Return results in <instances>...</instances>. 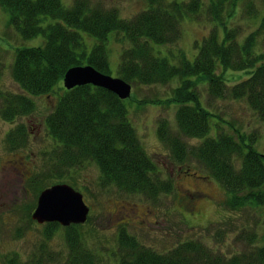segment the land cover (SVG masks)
Returning a JSON list of instances; mask_svg holds the SVG:
<instances>
[{
    "label": "trees",
    "instance_id": "1",
    "mask_svg": "<svg viewBox=\"0 0 264 264\" xmlns=\"http://www.w3.org/2000/svg\"><path fill=\"white\" fill-rule=\"evenodd\" d=\"M229 1L237 0H191L169 6L162 5L163 0H148L145 11L130 20H119L116 10L100 5L91 9L87 0H73L69 8H64L61 0H0V7L9 16V28L23 40L40 34L44 39L39 48L16 52L11 76L20 92L0 91V119L14 123L31 116L35 105L30 97L51 94L71 68L89 65L108 75V36L122 34L130 47L121 54L117 78L137 88L179 80L171 99L166 101L178 106L175 128L170 131L167 123L160 120L157 129L158 139L169 149L173 163L182 168L187 161H193L207 172L226 193L225 208L231 213L264 208V156L253 148L256 135L231 127V131L206 138L211 114L205 109L206 103L201 104L198 91V84L205 82L210 102L228 95L232 100H243L264 122V16L255 31L239 44L237 34L225 28L221 17ZM201 11L223 27V41H219L214 29L192 63L180 55L178 65L173 66L166 58L154 55L151 45L172 47L179 41V17H193ZM244 11L249 17L256 16L250 4ZM47 19L58 23L42 27ZM79 33L94 39L88 55ZM227 71L250 76L228 90L222 75ZM45 124L55 144L49 152L52 168L62 176L68 177L85 165H95L101 188L111 187L123 195L151 202L174 192L172 181L160 177L144 152L127 120L124 102L114 95L91 86L63 90ZM185 139L204 140L189 146ZM27 141L23 125L16 126L5 137L6 148L11 152L24 147ZM183 210L186 212L182 207ZM83 227L64 229L69 248L66 264H102L82 243L78 230ZM58 229L57 225H47L44 237L49 238L52 230ZM255 236L246 235L247 250L226 258L198 242H185L166 254H157L122 229L117 235V264H264V233L262 245L256 244ZM52 260L53 256L41 246L31 260L20 262L13 256L7 258L6 264H46Z\"/></svg>",
    "mask_w": 264,
    "mask_h": 264
},
{
    "label": "rangeland",
    "instance_id": "2",
    "mask_svg": "<svg viewBox=\"0 0 264 264\" xmlns=\"http://www.w3.org/2000/svg\"><path fill=\"white\" fill-rule=\"evenodd\" d=\"M72 1L61 0V3L64 8H69ZM87 1L91 9L98 5L105 9H115L119 20H129L148 7V0ZM188 1L191 0H163L162 5ZM249 4L256 12L254 17L247 16L244 11ZM224 8L222 21L229 32L237 34L236 41L239 44L255 31L264 16V0L229 1ZM8 21V14L0 7V91L19 93L11 76L16 52L39 48L44 39L40 34L36 38L23 40L16 31L9 28ZM179 21L181 37L175 46L151 45L155 56L166 58L173 66L178 65L180 55L192 63L204 39L213 29H217L219 41H223V27L212 24L206 11L193 17L182 15ZM55 23L58 22L47 19L42 27ZM79 34L88 55L94 39L84 33ZM129 47V42L122 34L111 33L108 36V77L117 78L120 56ZM222 75L228 90L250 76L229 71L222 72ZM178 86L177 78L166 85L133 86L130 99L125 101L127 120L135 130L144 152L155 164L160 177L163 180L170 179L174 186L171 195L159 196L153 202L123 195L111 187L101 188L95 165H85L68 177L52 168L53 161L49 158V152L55 144L47 132L45 122L64 90L62 83L51 94L30 97L35 105L31 116L14 123L0 119V264H6L7 258L13 256L20 262H27L39 253L41 246L46 254L53 256L52 262L46 264H66L69 248L64 229L59 227L58 230H52L51 236L45 238L47 225H39L30 218L39 191L57 182L70 185L83 195L90 212L87 223L78 233L82 235L86 249L94 253L102 264H117V235L122 229L143 247L157 254H166L185 242H198L213 253L230 258L247 250L245 237L251 233L256 235V244L262 245L264 208H246L231 213L225 208L226 193L209 178L207 172L193 161H187L180 168L173 163L169 149L159 141L157 129L160 120L167 123L170 131L175 128L178 106L166 101L171 99L173 90ZM198 91L201 104L206 103L208 108L203 106L211 114L206 138H215L218 132L226 133L235 127L244 134H255L257 138L253 148L264 156V122L258 119L245 101L232 100L228 95L225 99L210 102L205 82L198 84ZM149 101H159L161 104L146 103ZM18 125L25 126L28 141L24 147L11 152L6 148L5 137ZM202 140L185 139V142L189 146H197ZM34 180L36 182L32 185ZM191 195L197 196L195 202L192 201L193 208L181 211L185 206V196ZM131 210L134 214L126 212Z\"/></svg>",
    "mask_w": 264,
    "mask_h": 264
},
{
    "label": "water",
    "instance_id": "3",
    "mask_svg": "<svg viewBox=\"0 0 264 264\" xmlns=\"http://www.w3.org/2000/svg\"><path fill=\"white\" fill-rule=\"evenodd\" d=\"M62 84L67 91L84 86L99 88L121 101L129 99L131 94L128 84L120 79L102 75L89 65L69 69ZM88 213L89 209L84 204L82 195L68 185L61 184L45 189L39 194L31 220L39 225L57 224L68 228L72 225H84Z\"/></svg>",
    "mask_w": 264,
    "mask_h": 264
},
{
    "label": "flooded vegetation",
    "instance_id": "4",
    "mask_svg": "<svg viewBox=\"0 0 264 264\" xmlns=\"http://www.w3.org/2000/svg\"><path fill=\"white\" fill-rule=\"evenodd\" d=\"M197 199L196 195H191V196H185V206L183 207V209H190L193 208V202H195V200ZM193 201V202H192ZM123 211H125L124 208H122ZM129 214H134V212L131 210L129 212ZM146 214V213H145Z\"/></svg>",
    "mask_w": 264,
    "mask_h": 264
}]
</instances>
